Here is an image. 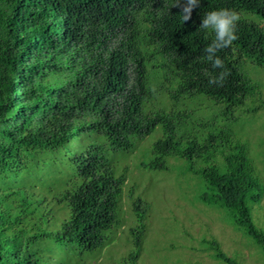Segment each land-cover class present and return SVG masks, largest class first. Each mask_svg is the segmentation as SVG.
<instances>
[{
    "label": "trees",
    "instance_id": "trees-1",
    "mask_svg": "<svg viewBox=\"0 0 264 264\" xmlns=\"http://www.w3.org/2000/svg\"><path fill=\"white\" fill-rule=\"evenodd\" d=\"M174 4L0 0V264H53V243H75L79 251L103 247L120 223L126 181V170L115 174L107 152L132 148L157 126L162 135L141 166L165 169L169 155L198 161L191 169L208 187L199 199L227 209L264 254V230L251 213L263 186L245 144L225 125L237 120L233 110L258 89L238 65L264 64V29L254 20L264 22V0H201L184 23ZM224 8L240 14L238 39L217 53L224 69H214L203 51L214 33L199 25L204 13ZM222 70L230 72L223 86L210 85L209 75ZM159 71L170 78L166 89ZM160 98L170 106H149ZM195 98L219 105V112L195 122L185 109H175ZM214 116L225 123L216 124ZM82 135L89 142L68 158L73 180H63L55 201L68 213L58 221L45 195L18 174L41 168L45 152ZM147 208L141 198L132 200L137 224L130 230L135 250L129 264L140 252ZM206 243L216 259L240 264L216 240Z\"/></svg>",
    "mask_w": 264,
    "mask_h": 264
},
{
    "label": "rangeland",
    "instance_id": "rangeland-1",
    "mask_svg": "<svg viewBox=\"0 0 264 264\" xmlns=\"http://www.w3.org/2000/svg\"><path fill=\"white\" fill-rule=\"evenodd\" d=\"M254 20L264 29L262 20L256 17ZM160 60L161 57L157 56L156 62ZM238 67L258 89L246 98L242 107L233 110L232 116L237 117L235 122L225 123L218 116H214V122L228 125L235 138L247 148L248 157L263 186L262 199L252 206L251 213L254 223L264 230V64L245 61ZM160 71L158 81L162 89H166L170 78L164 80ZM196 99H186L175 109H185L197 120L195 122L219 112V105ZM162 105L168 108L170 102L160 98L149 106L159 108ZM161 135V126H157L148 135L137 138L132 148L108 150L107 158L113 172L119 174L126 170L120 201V223L111 228L105 245L95 250L79 251L75 243H53L50 252L53 264H129L128 254L135 250L130 232L137 224L132 210L135 197L141 198L148 206L136 264H225L213 256L206 243L212 239L240 264H264L260 248L235 227L227 209L205 204L199 199L208 187L202 177L191 169L199 166L198 161L190 162L169 155L164 158L165 169L141 166L152 158L153 143ZM88 142L89 137L85 135L72 138L57 150L45 152L42 159L44 166L18 174V180H28V183L34 184L32 189L35 193L45 195L50 201V211L58 221L68 213L64 203L55 202L65 188L63 180H73L68 158L72 151H82Z\"/></svg>",
    "mask_w": 264,
    "mask_h": 264
},
{
    "label": "clouds",
    "instance_id": "clouds-1",
    "mask_svg": "<svg viewBox=\"0 0 264 264\" xmlns=\"http://www.w3.org/2000/svg\"><path fill=\"white\" fill-rule=\"evenodd\" d=\"M200 2L201 0H175L173 6L180 8L181 19L184 23L191 18L193 9L199 7ZM240 19V14L233 9L224 8L204 13L199 27L211 30L214 33V39L206 45L203 51L206 61L211 63L214 69H224V62L217 53L230 47L238 39L237 24ZM228 75L230 72L222 70L216 76L209 75L208 82L217 87L223 86Z\"/></svg>",
    "mask_w": 264,
    "mask_h": 264
}]
</instances>
